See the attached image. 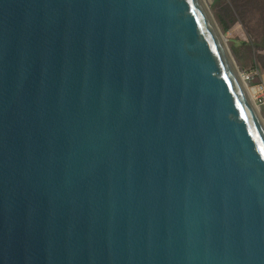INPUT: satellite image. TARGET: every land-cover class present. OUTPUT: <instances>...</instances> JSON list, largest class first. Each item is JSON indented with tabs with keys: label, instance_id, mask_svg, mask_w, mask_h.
I'll use <instances>...</instances> for the list:
<instances>
[{
	"label": "water",
	"instance_id": "95a60500",
	"mask_svg": "<svg viewBox=\"0 0 264 264\" xmlns=\"http://www.w3.org/2000/svg\"><path fill=\"white\" fill-rule=\"evenodd\" d=\"M0 264H264V120L204 0H0Z\"/></svg>",
	"mask_w": 264,
	"mask_h": 264
},
{
	"label": "rangeland",
	"instance_id": "374dc122",
	"mask_svg": "<svg viewBox=\"0 0 264 264\" xmlns=\"http://www.w3.org/2000/svg\"><path fill=\"white\" fill-rule=\"evenodd\" d=\"M204 2L226 40L238 70L241 72L259 68L264 79V47L256 45L264 44V0H204ZM224 24L228 26L227 31H224ZM233 44H236L235 48ZM257 82L258 80L253 84ZM261 116L264 119L262 110Z\"/></svg>",
	"mask_w": 264,
	"mask_h": 264
},
{
	"label": "built area",
	"instance_id": "2783aa9c",
	"mask_svg": "<svg viewBox=\"0 0 264 264\" xmlns=\"http://www.w3.org/2000/svg\"><path fill=\"white\" fill-rule=\"evenodd\" d=\"M240 75L247 87L255 89L252 99L259 108L260 113L261 110L264 113V79L262 72L259 70V68H253L249 71H241ZM256 80H258V82L253 84Z\"/></svg>",
	"mask_w": 264,
	"mask_h": 264
},
{
	"label": "trees",
	"instance_id": "16d2710c",
	"mask_svg": "<svg viewBox=\"0 0 264 264\" xmlns=\"http://www.w3.org/2000/svg\"><path fill=\"white\" fill-rule=\"evenodd\" d=\"M227 30H228V26L224 24V31H227ZM256 45H257V46H262V47H264V44L261 45L260 43H257ZM233 46H234V47H233ZM233 46H232V47L235 48L236 44H233Z\"/></svg>",
	"mask_w": 264,
	"mask_h": 264
},
{
	"label": "bare ground",
	"instance_id": "6f19581e",
	"mask_svg": "<svg viewBox=\"0 0 264 264\" xmlns=\"http://www.w3.org/2000/svg\"><path fill=\"white\" fill-rule=\"evenodd\" d=\"M247 88H248V91H249V93L251 94V97H252L254 95L255 89H252V88H249V87H247Z\"/></svg>",
	"mask_w": 264,
	"mask_h": 264
}]
</instances>
